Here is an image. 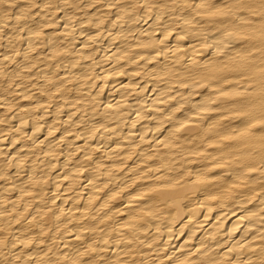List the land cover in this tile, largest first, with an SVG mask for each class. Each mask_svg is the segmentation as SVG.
<instances>
[{
	"label": "bare ground",
	"instance_id": "6f19581e",
	"mask_svg": "<svg viewBox=\"0 0 264 264\" xmlns=\"http://www.w3.org/2000/svg\"><path fill=\"white\" fill-rule=\"evenodd\" d=\"M0 264H264V0H0Z\"/></svg>",
	"mask_w": 264,
	"mask_h": 264
}]
</instances>
